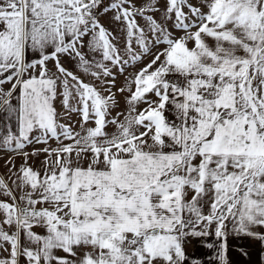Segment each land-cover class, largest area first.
<instances>
[{
  "label": "snow or ice",
  "instance_id": "6c2138e0",
  "mask_svg": "<svg viewBox=\"0 0 264 264\" xmlns=\"http://www.w3.org/2000/svg\"><path fill=\"white\" fill-rule=\"evenodd\" d=\"M0 114L24 158L0 264H201L185 244L213 228L231 264L229 225L264 244V0H0Z\"/></svg>",
  "mask_w": 264,
  "mask_h": 264
},
{
  "label": "crops",
  "instance_id": "0c3cea01",
  "mask_svg": "<svg viewBox=\"0 0 264 264\" xmlns=\"http://www.w3.org/2000/svg\"><path fill=\"white\" fill-rule=\"evenodd\" d=\"M161 8H163V0H161ZM108 16H109V14H108ZM157 18H159V15ZM100 19H101V23L106 28L111 29V24H109V20H107L108 22H106V20L102 19L101 17H100ZM141 23H143V22L141 21ZM31 58L32 57L30 55L29 59H31ZM51 66L52 65L49 64V67H51ZM65 66L71 67L66 62H65ZM137 67H139V65H135V66L128 65L127 71L124 74L117 73L116 85L113 88V91H115L117 88L122 86L123 82H124V77L126 75H128L129 73L135 71ZM4 87L7 89L10 87V85L5 84ZM117 99L119 100V106L113 112V115H115L117 112L123 111L126 107L125 100H124L123 96H120L119 93H117ZM56 107H57V111L61 112L59 100L56 101ZM61 115H64V114L61 113ZM78 120H79L78 116L73 114L70 117L64 116V119H62L60 122L68 123L70 121L74 125L76 130H78ZM6 121H9L7 115L2 114V116L0 118V137H2L5 134L6 130H8V129H12L15 132L16 127L11 128L10 126H6V124H5ZM107 130L112 131L113 129L111 127H109ZM32 135L36 136V135H39V133L34 132V133H32ZM49 144L52 147L56 146V142L54 140H50ZM46 146L47 145H44V144L32 143V144L26 145L23 148V151L27 152V153H33L37 149H42ZM0 153H4L2 156L5 155V157L8 155H12L9 152H5L2 150H0ZM20 157H21V160L23 163L24 158H23V156H20ZM43 160H44V155L41 154L38 157L37 156L30 157L28 163L34 168H39L41 161H43ZM230 228H231V226L229 225V236L227 238V245H228L227 256H228V259L231 261V264H264V244H262L259 240L251 239L248 237L237 238L235 235L231 234ZM255 230L258 232L264 231V229H262V228H257ZM36 231L42 232L41 229H36ZM212 233L213 234L208 236V237H200V238L189 237L188 238V240L185 244V251L188 254V256L191 258V260L200 261L201 264H216V261L214 260L216 249L215 248L209 249V248L204 246L205 242L213 243V244L216 243V237L214 235V228L212 229ZM239 248H244L247 251L248 255L247 256L241 255V253L238 250ZM57 255H62V253L58 252ZM22 264H23V262H22Z\"/></svg>",
  "mask_w": 264,
  "mask_h": 264
},
{
  "label": "rangeland",
  "instance_id": "374dc122",
  "mask_svg": "<svg viewBox=\"0 0 264 264\" xmlns=\"http://www.w3.org/2000/svg\"><path fill=\"white\" fill-rule=\"evenodd\" d=\"M109 2V0H104V4H107ZM103 12L101 11V15L100 17L104 20H106V22H108L107 20H109V24H111V29L112 30H115L116 32H120L121 29H119L115 24L111 23L110 20H111V13H109V16H104L102 14ZM109 17V18H108ZM100 22H101V19H100ZM2 114H0V118H1ZM6 126H10L11 128L13 127H16V124H15V120H9V121H6L5 122ZM4 153H0V178H5L7 179L8 177V168L5 166V162L8 161L9 159H12L14 160V164H15V167L16 169H19L20 165L22 164V160H21V157L20 155H16V154H12V155H8L5 157L2 156Z\"/></svg>",
  "mask_w": 264,
  "mask_h": 264
}]
</instances>
